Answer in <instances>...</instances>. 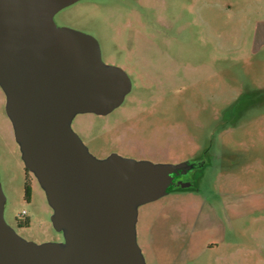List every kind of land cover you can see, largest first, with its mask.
Listing matches in <instances>:
<instances>
[{
	"label": "rangeland",
	"instance_id": "1",
	"mask_svg": "<svg viewBox=\"0 0 264 264\" xmlns=\"http://www.w3.org/2000/svg\"><path fill=\"white\" fill-rule=\"evenodd\" d=\"M263 20L264 0H78L54 15L93 35L103 60L132 70L118 107L73 118L89 151L196 162L187 187L138 207L147 264H264ZM0 183L6 222L16 231L23 210L29 220L19 235L62 240L24 166L1 88Z\"/></svg>",
	"mask_w": 264,
	"mask_h": 264
},
{
	"label": "water",
	"instance_id": "2",
	"mask_svg": "<svg viewBox=\"0 0 264 264\" xmlns=\"http://www.w3.org/2000/svg\"><path fill=\"white\" fill-rule=\"evenodd\" d=\"M78 0H0V88L25 168L46 194L62 240L37 243L4 218L0 264H147L137 242L138 207L156 200L193 164L92 154L71 122L105 115L131 90L102 60L98 40L59 26L54 14ZM185 187L188 184L184 185Z\"/></svg>",
	"mask_w": 264,
	"mask_h": 264
},
{
	"label": "flooded vegetation",
	"instance_id": "3",
	"mask_svg": "<svg viewBox=\"0 0 264 264\" xmlns=\"http://www.w3.org/2000/svg\"><path fill=\"white\" fill-rule=\"evenodd\" d=\"M57 13V12H56ZM55 13V14H56ZM54 14V15H55ZM54 18V17H53ZM102 57V56H101ZM102 60H103V58H102ZM105 63H107V64H112V65H115V66H118V67H121L127 74H128V76L130 75V73H131V71L132 70H130L131 68H129V70L127 69V66L126 65H124V64H117V63H114V62H111V61H105V60H103ZM129 78H130V76H129ZM131 80V79H130ZM131 89H132V82H131ZM131 91V90H130ZM5 96V95H4ZM111 152H117V153H119L120 155H123V156H127V157H132V156H128V155H125V154H123V153H121L120 151H118L116 148H112L109 152H107L106 154H104L103 156H101V157H105V156H107L109 153H111ZM197 159H199V158H197ZM194 160V159H193ZM200 160V159H199ZM195 161V160H194ZM194 161H188L190 164H193V168L194 167H196V162H194ZM198 165V164H197ZM193 168H191V169H193ZM190 170V169H189ZM187 171L185 174H178V175H174V178H173V182H176L175 184H172L169 188H168V192H170V191H172V190H174V189H178V188H184L185 186L183 185L184 184V175L186 176V175H190V176H195V173H193V174H191L190 173V171ZM28 171V170H27ZM29 172V171H28ZM176 186H180V187H176ZM24 228V226H22V225H20V224H18L17 223V225H16V231L18 230V231H22V229ZM19 234V233H18ZM211 244H213V243H209V244H207V248H212V247H214V245H211ZM216 247V246H215Z\"/></svg>",
	"mask_w": 264,
	"mask_h": 264
},
{
	"label": "trees",
	"instance_id": "4",
	"mask_svg": "<svg viewBox=\"0 0 264 264\" xmlns=\"http://www.w3.org/2000/svg\"><path fill=\"white\" fill-rule=\"evenodd\" d=\"M27 170V169H26ZM29 183L28 181L26 182L25 184V197L28 198L29 197ZM18 224L24 226V227H27L29 226V220L27 218H19L18 221H17Z\"/></svg>",
	"mask_w": 264,
	"mask_h": 264
},
{
	"label": "crops",
	"instance_id": "5",
	"mask_svg": "<svg viewBox=\"0 0 264 264\" xmlns=\"http://www.w3.org/2000/svg\"><path fill=\"white\" fill-rule=\"evenodd\" d=\"M262 24L264 25V20L262 21ZM182 218V220H187L185 217H181ZM170 235H172V237H174V234L172 233V234H170ZM184 234L182 233V236H183ZM150 236H151V240H152V243L154 242V240H155V236H154V233H150ZM158 236V235H157ZM175 236H179L178 235V233H175ZM159 237V236H158Z\"/></svg>",
	"mask_w": 264,
	"mask_h": 264
},
{
	"label": "built area",
	"instance_id": "6",
	"mask_svg": "<svg viewBox=\"0 0 264 264\" xmlns=\"http://www.w3.org/2000/svg\"><path fill=\"white\" fill-rule=\"evenodd\" d=\"M25 214H26V212L24 210L22 212H20V214H19L20 218L24 217Z\"/></svg>",
	"mask_w": 264,
	"mask_h": 264
}]
</instances>
